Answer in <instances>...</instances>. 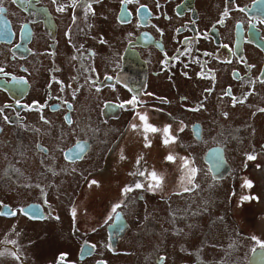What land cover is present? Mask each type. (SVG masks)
Returning a JSON list of instances; mask_svg holds the SVG:
<instances>
[{
    "label": "flooded vegetation",
    "instance_id": "obj_1",
    "mask_svg": "<svg viewBox=\"0 0 264 264\" xmlns=\"http://www.w3.org/2000/svg\"><path fill=\"white\" fill-rule=\"evenodd\" d=\"M71 5L72 0H0V68L6 73H0V186L5 185L0 212L16 213L0 215V231L11 236L0 239V251L8 244L13 254L0 264H30L17 251L30 243L32 226L61 225V204L65 217L76 213V206L77 213L84 212L91 198L84 193L75 204L78 188L99 189L108 179L114 186L108 209L102 216L87 212L84 227L75 221L78 236L71 256L60 250L38 264H144L145 258L161 264V257L163 264H172L164 247L159 255L137 254L133 248L154 231L166 248L189 238V222L209 211L183 202L176 178L162 173L154 153L137 162L133 153L132 174L117 178L104 173L121 132L111 135L112 126L101 123L98 130L89 124L82 96L99 102L104 116L120 109L123 118L154 114L157 130L170 124L176 139L164 149L173 156L186 152L190 157L205 129L213 133L208 147L222 149L228 168L212 180L240 177L233 206V264H264V249L257 244H264V0H77ZM61 6L64 11H58ZM134 97L135 106L128 103ZM181 131H189V143L177 142ZM124 148L137 151L127 144ZM99 155H106L102 164ZM137 183L142 187L136 188ZM151 197L156 205L139 206ZM224 217L225 211L211 215L206 228ZM201 243L202 256L190 249L194 259L209 262L211 254L224 249L218 238L205 233Z\"/></svg>",
    "mask_w": 264,
    "mask_h": 264
},
{
    "label": "rangeland",
    "instance_id": "obj_2",
    "mask_svg": "<svg viewBox=\"0 0 264 264\" xmlns=\"http://www.w3.org/2000/svg\"><path fill=\"white\" fill-rule=\"evenodd\" d=\"M115 44L120 41V38L117 37ZM114 44V45H115ZM102 55H106L105 51L102 47ZM67 82V81H65ZM89 100H92L89 102ZM112 101H106V103H111ZM82 110H87L89 112V124H93V126H96L98 130H101L100 128H103L101 126V123H103L105 126H112L110 127V134L114 135V130L121 132V136L118 139V144L116 145L114 150H109L110 152V158L109 163H112L109 170L104 169V173L108 174V176H116L119 178L120 175L124 173L132 174L134 171L133 168V159L132 155L135 156L134 160L137 162L138 160L142 159L144 156L143 154L147 153L151 155V159L154 158L152 154H156V157H159V168L162 170V173H171L173 177L176 178L177 181V190L181 195L183 196V202L190 201L192 205L202 207L203 209L208 208V212H203L197 216H195L188 224V227L185 229L187 232H190V237L186 239L179 238L177 239L178 243L173 246L176 242L173 243V245L166 246L162 245L158 241V235L156 234V231H154L153 234H147L143 235V243L140 247H137V245L133 248V252L139 253H149L154 252L155 255H159L160 251L163 249L169 250L168 253L170 255H167L171 258L172 264H175L176 262H183L185 264H228L229 262L224 259L223 257L226 256L231 264H233V247L235 244V216L233 211V206H235V195H236V188L239 187L240 183V177H235L230 182H215L213 181L202 163L201 156L206 148H208V145H210L213 141L214 134L210 133L207 129H205V133L203 136L202 141H200L197 144H194L191 149V155H189L186 152H177L175 156H173L171 153L167 152V150L164 149V146L167 144L173 143V141L176 139L175 133H172L174 130L173 127L170 124L163 123L161 125L160 130H157L156 132H147L145 131V125L155 127L156 128V121H155V115L152 113L149 114H142V115H135L133 117H127L123 118L120 109L118 113H108L106 116L102 115L100 112L101 105L99 102L94 101L93 99H85L82 96V103H81ZM91 110V111H90ZM140 116H144L145 120L142 121L140 119ZM129 120V123L127 125L123 126V123L125 120ZM112 123V124H111ZM135 126V127H133ZM168 128V136L166 137L163 129ZM107 135V134H106ZM106 137V136H104ZM168 139L169 142L165 143V139ZM192 140L189 131L184 132L181 131L177 135V142L179 141L182 145L183 142H190ZM140 143H142L140 145ZM127 144V148L135 147L137 151H132L128 149L127 151H124V146ZM174 144V143H173ZM147 145V146H146ZM175 146V145H174ZM153 148V149H152ZM5 151L7 152V147H5ZM104 153H106L108 150L103 149ZM8 154V153H7ZM171 155L173 157V160L169 161L166 158ZM123 157V158H122ZM239 158V157H238ZM106 159V155H99L97 157V161L102 164ZM150 158H148V165H149ZM185 161H187V164H185ZM107 162V161H106ZM108 163V162H107ZM106 164V163H105ZM125 164V165H124ZM155 165V164H153ZM156 166V165H155ZM128 168V170H127ZM195 169V175L191 178V183H189V177L191 175V169ZM127 171H125V170ZM157 170V169H156ZM99 171L93 170V173H97ZM107 177V176H105ZM172 179V178H171ZM105 182L108 183L107 186H101L98 188H93V190L90 191H80V188H78L77 195H73V201L75 204L77 203V200L83 196L85 193V196L88 195L91 200L87 204V208L84 212H79V206H76L77 212L71 213V216L68 217L64 215V212L62 210L63 205L61 204L58 209L63 214V223L61 225H57V222L55 223H46V224H39L32 226V231H30L29 235L31 236L30 243L28 245H23V249L17 251L18 255L23 258V256L26 258V261H28L30 264H38L40 262H44L47 260H52L53 255L55 252L60 251L64 253L67 256H71L72 249L76 246L74 242V238L77 235L75 230V221L80 224V227L83 226V222L89 221L90 215H98L100 212H103L100 216L104 215V213L108 209V198L109 194L113 191V184L111 181L106 180ZM4 184L0 186V189L2 190L4 188ZM226 186V187H225ZM243 186V185H242ZM166 188H169L166 187ZM166 188H161L160 192H164ZM243 188V187H242ZM192 196V197H191ZM132 197V196H131ZM130 197V200H131ZM158 201V200H157ZM50 202L54 203L55 199L50 198ZM157 203V202H156ZM154 198L147 199L146 203H141L139 206H142L144 209L145 207L150 208L153 205H156ZM165 201H163V204ZM169 203V202H168ZM212 205L216 207V209L213 210V208H210ZM75 208V210H76ZM185 207L182 206L181 208L176 209L177 211H182ZM157 209V208H152ZM229 210L232 211L231 214H229ZM223 211H225V217L221 220L217 219L219 221L217 224H213L206 228V224L210 218L211 215H222ZM89 212V214H86ZM241 210L237 212V214L240 216ZM236 214V211H235ZM139 219V216L138 218ZM136 220V219H135ZM149 220V219H148ZM153 221H159L158 218L153 219ZM65 225H69L71 227V230L68 232L70 234L61 229ZM199 234L197 235V232ZM91 232H89L90 235ZM202 233L206 234V237L210 236V239H216L218 238V242L224 246V249L215 251L216 254L212 255L209 262L203 261L200 259H194V256L191 254L190 249L194 248V252H198L200 256L203 255L205 252L203 250L204 246L201 243L198 244L199 237ZM29 235H21L22 239H25ZM11 237L7 233H2L0 231V239H6ZM70 237V239H69ZM246 243L247 240H244ZM189 244V245H186ZM182 246V247H180ZM186 247H189V249H185ZM182 252L175 250L180 249ZM11 246L8 244H5L2 246V249L0 251L1 254V260H8L12 259L13 254L10 253ZM197 249V251H196ZM136 256L132 255V258L134 259ZM12 262V261H11ZM139 264L141 261H138ZM144 264H151L152 261L145 258L142 260ZM121 263L124 264V261ZM12 264H14L12 262ZM19 264V263H18ZM230 264V263H229Z\"/></svg>",
    "mask_w": 264,
    "mask_h": 264
},
{
    "label": "snow or ice",
    "instance_id": "obj_3",
    "mask_svg": "<svg viewBox=\"0 0 264 264\" xmlns=\"http://www.w3.org/2000/svg\"><path fill=\"white\" fill-rule=\"evenodd\" d=\"M76 3H77V0H72V7H75L76 6ZM87 10L88 11H90L91 10V5H88V7H87ZM0 11H3V9L2 8H0ZM58 11H64V7L63 6H61V7H59L58 8ZM224 15L225 16H227V11H225V13H224ZM223 21L221 20V23H222ZM74 59H75V57H74ZM0 73H4V69L3 68H0ZM5 75H6V73H4ZM13 79H15V78H13ZM262 83H264V80H262L261 81ZM16 83H25V81H16ZM227 94V93H226ZM235 99V98H234ZM134 102H135V97L131 100V101H128V103H132L133 105H134ZM242 102V101H241ZM135 106V105H134ZM5 107H7V106H5ZM70 107V106H69ZM0 111H2V110H0ZM225 115H227V114H225ZM5 119L7 120L8 118L7 117H5ZM69 123H71V121H70V119L69 118H65ZM140 119L142 120V121H144L145 120V117L144 116H140ZM45 122H47V121H45ZM133 127H135V126H133ZM145 131H147V132H156L157 131V129L155 128V127H151V126H148L147 124L145 125ZM168 131H169V129L166 127V128H164L163 129V132H164V134H165V136L167 137L168 136ZM165 143H168L169 142V140L166 138L165 139V141H164ZM147 146V145H146ZM84 149L83 148H81V151H83ZM123 158V157H122ZM249 160H252V159H254V157L253 156H248L247 157ZM167 160H169V161H171V160H173V157L171 156V155H169L167 158H166ZM185 164H187V161H185ZM195 169L193 168V169H191V175H190V177H189V183H191V178L192 177H194V175H195ZM139 175H143V173L141 172V173H139ZM151 178L153 179V180H155L156 181V185L155 186H159V178L157 177V175H156V173L155 172H153V173H151ZM92 183H95V181H93ZM135 187L136 188H141L142 187V185L140 184V183H137L136 185H135ZM153 187V185L152 184H150L149 185V188H152ZM131 189H125V191H130ZM120 207V205L119 204H117V205H115L114 207H113V209H112V211H113V213H116V210L118 209ZM24 209H21L20 210V212L23 214L24 213ZM33 211V214H35L36 213V209H33L32 210ZM16 213H14V212H12V213H8V212H0V215H15ZM257 244L259 245V247L260 248H262V249H264V244H261L259 241H257ZM163 260H164V258L163 257H161L160 258V261H161V264H163Z\"/></svg>",
    "mask_w": 264,
    "mask_h": 264
},
{
    "label": "water",
    "instance_id": "obj_4",
    "mask_svg": "<svg viewBox=\"0 0 264 264\" xmlns=\"http://www.w3.org/2000/svg\"><path fill=\"white\" fill-rule=\"evenodd\" d=\"M205 160L208 164L211 174L214 177H219L223 174L225 165L221 160L220 152L217 149H210L207 151Z\"/></svg>",
    "mask_w": 264,
    "mask_h": 264
}]
</instances>
